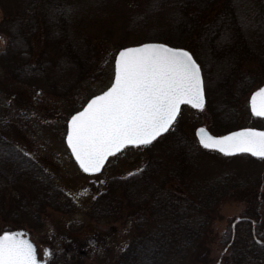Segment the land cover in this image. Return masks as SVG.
Wrapping results in <instances>:
<instances>
[{"label":"trees","instance_id":"16d2710c","mask_svg":"<svg viewBox=\"0 0 264 264\" xmlns=\"http://www.w3.org/2000/svg\"><path fill=\"white\" fill-rule=\"evenodd\" d=\"M46 2L0 0L8 37L0 53V65L9 79L33 83L30 75L45 68L39 62L35 71L28 70L34 65L29 62L33 56L30 37L36 36L42 26L47 27L50 47L43 50L41 60L52 56L58 77L41 76L38 81L44 90L62 95L90 74L98 51L90 44L93 34L82 26L81 16L71 11L69 23L54 1L53 17L52 8L43 6ZM164 6L174 12L176 28L168 35L148 30L143 36H135L139 40L133 45L163 42L191 51L205 81L207 104L203 110H208L211 117L209 129L224 134L245 127L239 104L264 82V0H150L143 16L132 19L133 33L137 22L160 13ZM249 125L264 129V119L252 116ZM151 145L157 148L150 153L147 165L109 180L106 189L91 202L88 215L132 219L133 237L114 264H210L218 208L229 199L256 190L264 175L248 166L205 172L200 156L207 150L179 125ZM236 157L258 160L248 155ZM63 194L51 178L42 175H0V215L17 228H39L41 207L73 211L70 201L58 198ZM252 196L256 198V192H250L247 199L251 201ZM217 243L222 253L216 264H264V218L251 207L245 209L239 219L228 222Z\"/></svg>","mask_w":264,"mask_h":264},{"label":"rangeland","instance_id":"374dc122","mask_svg":"<svg viewBox=\"0 0 264 264\" xmlns=\"http://www.w3.org/2000/svg\"><path fill=\"white\" fill-rule=\"evenodd\" d=\"M47 1L43 6L51 8L54 1L58 2L61 14L69 19H67L69 23L70 13L66 14L65 6H70L71 11L74 10L81 16L82 26H87L93 34L90 44L98 51L96 65L73 90L66 91L62 95L44 90L38 80L33 83L16 84L0 67V131L11 139L29 138L35 143L33 155L53 174L52 182L64 192L58 198L70 201L73 211L64 213L47 206L41 207L37 217L40 219L39 228H31L29 225L17 228L14 222L0 215V234L16 229L27 231L38 247L40 259H44L46 251H51V255L46 256L49 264H114L115 258L133 237L132 219L128 216L120 219L91 218L88 210L91 202L106 189L109 180L113 177L127 176L144 168L150 153L156 151L157 147L149 145L127 148L111 158L102 172L88 175L79 168L65 142L67 122L86 105L90 98L104 92L112 84L114 60L118 51L123 48L121 44L133 46L139 40L136 37L143 36L148 30H157L168 35L170 30L176 28L172 21L174 12L164 6L160 13L148 15L144 21L137 22L135 24L137 31L133 33L134 28L130 27L133 18L143 16L142 12L150 0ZM54 5L56 6V3ZM4 12L0 8V50L7 44V37L3 32L4 24H2ZM41 22L46 25L44 19H41ZM47 29L42 26V30L36 29V36L33 39L30 37L33 43L32 62L37 65L31 68L38 67L39 62H42L44 72L43 70L36 72L35 77L41 79V76H49L55 80L58 76L53 57H46V61L41 60L43 50L50 47L46 41ZM263 84L264 82L246 94L244 101L241 100L242 103L239 104L242 105L239 117L245 127L250 126L253 116L249 107L250 95ZM16 116L20 117L17 119ZM210 121L208 110H196L191 106H184L175 125L182 126L191 139L199 143L196 129L200 126L209 129ZM22 147L27 149L23 145ZM200 158L203 170L207 173L248 166L264 175V160L230 158L211 151L203 152ZM252 190L249 194L256 192L257 197L252 196L251 201L247 199L249 194H246L236 199H229L218 208L219 215L213 223L214 241L210 264H216L220 258L222 248L217 240L224 233L230 220L239 219L241 213L249 207L264 218V181L262 180L260 187ZM21 222L29 223L24 220ZM30 222L33 224V221Z\"/></svg>","mask_w":264,"mask_h":264},{"label":"snow or ice","instance_id":"6c2138e0","mask_svg":"<svg viewBox=\"0 0 264 264\" xmlns=\"http://www.w3.org/2000/svg\"><path fill=\"white\" fill-rule=\"evenodd\" d=\"M65 9L66 14L71 12L70 6ZM55 10L53 5V17ZM185 102L197 109L205 105L201 65L190 51L158 43L123 48L115 59L111 87L68 121L67 144L83 172L98 173L109 155L125 145H150L167 132ZM251 111L264 117V87L252 95ZM199 143L225 154L251 153L264 158V130L256 128L224 136H212L201 128ZM0 264L43 262L29 240L4 231L0 235Z\"/></svg>","mask_w":264,"mask_h":264},{"label":"flooded vegetation","instance_id":"af4514ba","mask_svg":"<svg viewBox=\"0 0 264 264\" xmlns=\"http://www.w3.org/2000/svg\"><path fill=\"white\" fill-rule=\"evenodd\" d=\"M4 29H3V32H4L5 36L7 37V33L5 32ZM34 37L35 36H33L32 39ZM7 40H8V37H7ZM5 48L6 47L1 49L0 53L3 52L5 50ZM29 62L34 64L32 62V57L29 58ZM34 65H36V64H34ZM0 67L3 69V67L1 65H0ZM28 70L29 71H35L36 68L33 67L31 69H28ZM35 76L36 75H30V77L28 78L29 81L36 82L38 79ZM12 81L16 82V84L20 83V81H18V80H12ZM20 84H24V83H20ZM26 85H35V84H26ZM31 93H33L32 90H31ZM20 111H21V108H20ZM16 117L18 119L20 116H16ZM67 129H68V122H67ZM66 137H67V134H66ZM66 137H65V142L67 144ZM22 145L27 147V149H24L22 147ZM67 147L70 150L68 144H67ZM127 148H131V147H127ZM127 148L123 149L122 151L126 150ZM34 149H35V143H33V141L31 139H29V138L11 139V138L5 136V134H3L2 131H0V175L3 177H18V178L19 177H36V176L42 175V176H45L48 178H52L53 174L49 170L45 169L43 164H41L37 160L36 156L33 155L35 153ZM121 152H119V153H121ZM70 153H71V150H70ZM119 153L110 157L108 159V162L111 158H113L114 156H117ZM71 155L73 157L72 153H71ZM73 159H74V157H73ZM108 162H107V164H108ZM106 165H105V167H106ZM85 174L95 175V174H89V173H85ZM48 252L51 253L50 250L46 251L44 254V258H46V256H48V255H46V253H48ZM45 260H46V262H48L47 259H45Z\"/></svg>","mask_w":264,"mask_h":264},{"label":"water","instance_id":"95a60500","mask_svg":"<svg viewBox=\"0 0 264 264\" xmlns=\"http://www.w3.org/2000/svg\"><path fill=\"white\" fill-rule=\"evenodd\" d=\"M145 43H158V44H166V43H163V42H145ZM145 43H142V44H145ZM141 45V44H140ZM140 45H133V46H128V47H138V46H140ZM167 45H169V44H167ZM170 47H174V46H171V45H169ZM126 48V47H125ZM123 49V48H122ZM122 49H120V50H122ZM186 49V48H185ZM119 50V51H120ZM186 50H188V49H186ZM119 51H118V53L116 54V57L118 56V54H119ZM189 51V50H188ZM191 52V51H190ZM116 57H115V59H116ZM194 57V56H193ZM195 58V57H194ZM201 73H202V69H201ZM202 77H203V73H202ZM114 79H115V60H114ZM114 79H113V82H114ZM112 82V83H113ZM110 87H111V85H110ZM261 87H264V84L262 85V86H260L259 88H257L256 90H254L252 93H251V95H250V98H249V107H250V111H251V97H252V95L254 94V93H256ZM106 91V90H105ZM103 93V92H102ZM102 93H100V94H102ZM100 94H98V95H100ZM95 97V96H94ZM93 98V97H92ZM91 98V99H92ZM90 99V100H91ZM89 100V101H90ZM88 101V102H89ZM88 102L86 103V105L84 106V107H86L87 106V104H88ZM259 102H260V98L258 97L257 98V103L259 104ZM185 105H189V104H187L186 102L185 103H182L181 104V108H180V112H181V109H182V107L183 106H185ZM189 106H191L192 108H194V109H197V108H195L194 106H192V105H189ZM206 106V93H205V105H204V107ZM84 109V108H83ZM82 109V110H83ZM81 110V111H82ZM197 110H201V109H197ZM251 113H252V111H251ZM180 114V113H179ZM179 114H178V116H179ZM252 115L253 116H255V117H258V118H262V119H264V117H259V116H256V115H254L253 113H252ZM178 116H177V118H178ZM71 119V118H70ZM175 122V121H174ZM174 122H173V124H174ZM171 128V127H170ZM170 128L168 129V131L170 130ZM201 128H203V129H205L206 130V132L208 133V134H210V135H212V136H224V135H228V134H230L231 132H236V131H240L241 129H244V128H254V127H244V128H240V129H236V130H232V131H230V132H227V133H225V134H220V135H216V134H213L209 129H207L206 127H204V126H200V127H198L197 129H196V136H197V139H198V141H199V130L201 129ZM257 130H264V129H259V128H256ZM167 131V132H168ZM167 132H164V133H162L159 137H157L153 142H155L156 140H158L160 137H162V136H164L165 134H167ZM66 141H67V137H66ZM152 142V143H153ZM127 146H136V145H125L122 149H120L118 152H120L121 150H123L125 147H127ZM203 146V145H202ZM204 147V146H203ZM70 148V147H69ZM205 148V147H204ZM205 149H207V150H211V151H216V152H218V153H220V154H222V155H225V156H238V155H249V156H251V157H254V158H260V157H256V156H253L251 153H235V154H225V153H221L218 149H208V148H205ZM71 150V149H70ZM118 152H115V153H112V154H110L109 155V157L110 156H112V155H114V154H116V153H118ZM74 156V155H73ZM108 157V158H109ZM75 158V157H74ZM108 158L106 159V161H105V164H106V162H107V160H108ZM77 162V161H76ZM78 163V162H77ZM104 164V165H105ZM78 165H79V163H78ZM104 167V166H103ZM103 167L101 168V170L103 169ZM100 170V171H101ZM92 174H94V173H92ZM11 231H13V232H17V233H19V234H21V236L24 238V239H27V240H29L34 246H35V248H36V252H37V259L38 260H40L41 262H43V264H48L45 260H41L40 258H39V254H38V250H37V246H36V244L32 241V239H31V237H30V234L27 232V231H25V230H22V229H16V230H11ZM3 233H1L0 235H2Z\"/></svg>","mask_w":264,"mask_h":264}]
</instances>
